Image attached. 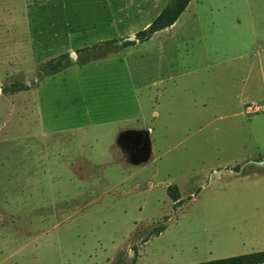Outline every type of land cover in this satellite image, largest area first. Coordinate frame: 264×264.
I'll use <instances>...</instances> for the list:
<instances>
[{
  "label": "rangeland",
  "instance_id": "1",
  "mask_svg": "<svg viewBox=\"0 0 264 264\" xmlns=\"http://www.w3.org/2000/svg\"><path fill=\"white\" fill-rule=\"evenodd\" d=\"M169 1L0 0V251L15 249L13 264H194L264 250V167H244L264 158V111L247 110L264 105V0H191L177 24L122 46ZM64 53L58 71L43 70ZM16 81L29 89L1 93ZM133 113L152 149L114 139Z\"/></svg>",
  "mask_w": 264,
  "mask_h": 264
},
{
  "label": "trees",
  "instance_id": "2",
  "mask_svg": "<svg viewBox=\"0 0 264 264\" xmlns=\"http://www.w3.org/2000/svg\"><path fill=\"white\" fill-rule=\"evenodd\" d=\"M190 2L191 0H170L168 4L161 10L158 16L146 28L135 33L136 41L139 43L146 42L150 40L156 32L172 27V25H174L180 18L181 14L185 11ZM117 42L118 41L116 40H109L91 47H85L82 50H94L99 45L110 46ZM134 43L135 41L123 42L122 46L127 47ZM68 57L69 55L64 53L61 54L57 59H51L47 61L43 66V70L51 72L58 71L62 67L63 62L68 59ZM28 89L29 87L24 82L16 81L1 88V93L5 95H13L17 92L26 91ZM236 170H239V166L236 167ZM167 194L175 205L182 204V199L180 198V193L176 186H169L167 188ZM164 230V225L154 227L148 236L143 239V242H147L151 236H158ZM115 264L121 263L117 262ZM194 264H264V250Z\"/></svg>",
  "mask_w": 264,
  "mask_h": 264
},
{
  "label": "crops",
  "instance_id": "3",
  "mask_svg": "<svg viewBox=\"0 0 264 264\" xmlns=\"http://www.w3.org/2000/svg\"><path fill=\"white\" fill-rule=\"evenodd\" d=\"M160 12H158L156 14L155 18L158 16V14ZM182 15L177 20V22L181 19ZM177 22L175 24H177ZM149 24H147L146 27ZM162 31L163 30L156 32L152 36V38L154 36H157ZM164 31H166V29ZM152 38L150 40H152ZM150 40H148L146 42H143V43H140V44H147ZM135 42H137V41H135ZM166 50H167V47L166 46L160 47V52L166 54ZM168 50H169V48H168ZM246 55H248V53L241 54V55L237 56V58H240V57H243V56H246ZM246 66H248L247 67L248 69L251 68V65H249V64L246 65ZM166 67H167V69H166V71H167V78L170 81L171 79H174L178 75L177 67L175 65V62L172 61L170 58L168 60V63L166 65ZM182 73L183 72H181V74ZM238 97L239 96H235V99L237 100ZM153 114L155 116H158V113H153ZM174 114L175 113H168V115L170 117L172 115H174ZM144 119H145L144 113H133V115H131V116L127 117V118H121L120 123H118V125H120V126H118L117 128H115V133L113 134V137H114V139H117L118 136H121V138L125 140V144L126 145L122 146V149H124V150H127V149H137V153L139 151H142L143 149H145V147H147V146H148V148L150 147V149H152V142L150 141V138H149V133H150V129L151 128H149V127H147V126L144 125ZM44 132H45V136L48 138V131L44 130ZM45 146H46V149H47V147H48L47 146V143L45 144ZM113 146H114V143L113 144L111 143V145L109 146V149L112 150ZM120 155H121V159H119V161L122 162L121 160H123L125 162V156L123 155L122 152H120ZM134 157H136V152H134ZM110 162H114V161H110ZM4 212L5 211L3 210V208L0 207V224L4 223V218H5V216H3V213ZM0 252H1L0 253L1 254L0 255V261L1 262H3V263L4 262H10L11 264H13L12 259H13V254L15 252V249H13L12 247H8V248H5L4 249L3 253H2V251H0Z\"/></svg>",
  "mask_w": 264,
  "mask_h": 264
},
{
  "label": "water",
  "instance_id": "4",
  "mask_svg": "<svg viewBox=\"0 0 264 264\" xmlns=\"http://www.w3.org/2000/svg\"><path fill=\"white\" fill-rule=\"evenodd\" d=\"M133 41H136L135 35L124 38L120 43L122 44L123 42H133ZM69 56L72 57V54H70ZM249 164L262 168L264 167V158L260 161H251L249 163H246L244 167Z\"/></svg>",
  "mask_w": 264,
  "mask_h": 264
},
{
  "label": "built area",
  "instance_id": "5",
  "mask_svg": "<svg viewBox=\"0 0 264 264\" xmlns=\"http://www.w3.org/2000/svg\"><path fill=\"white\" fill-rule=\"evenodd\" d=\"M247 110L248 112L264 111V105L259 106L251 103L249 106H247Z\"/></svg>",
  "mask_w": 264,
  "mask_h": 264
}]
</instances>
